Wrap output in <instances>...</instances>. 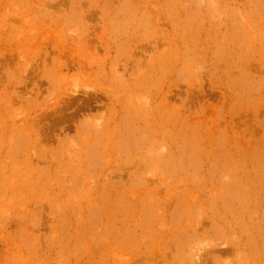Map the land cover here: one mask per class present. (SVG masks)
Masks as SVG:
<instances>
[{"label":"rangeland","instance_id":"rangeland-1","mask_svg":"<svg viewBox=\"0 0 264 264\" xmlns=\"http://www.w3.org/2000/svg\"><path fill=\"white\" fill-rule=\"evenodd\" d=\"M0 264H264V0H0Z\"/></svg>","mask_w":264,"mask_h":264}]
</instances>
